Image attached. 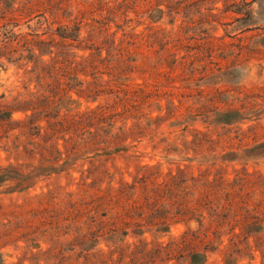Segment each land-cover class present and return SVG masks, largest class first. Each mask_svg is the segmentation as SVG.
<instances>
[{
    "label": "rangeland",
    "instance_id": "1",
    "mask_svg": "<svg viewBox=\"0 0 264 264\" xmlns=\"http://www.w3.org/2000/svg\"><path fill=\"white\" fill-rule=\"evenodd\" d=\"M0 264H264V0H0Z\"/></svg>",
    "mask_w": 264,
    "mask_h": 264
}]
</instances>
